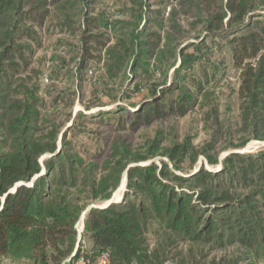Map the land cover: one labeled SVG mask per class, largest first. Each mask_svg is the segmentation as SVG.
I'll return each mask as SVG.
<instances>
[{
	"label": "trees",
	"instance_id": "obj_1",
	"mask_svg": "<svg viewBox=\"0 0 264 264\" xmlns=\"http://www.w3.org/2000/svg\"><path fill=\"white\" fill-rule=\"evenodd\" d=\"M100 1L0 0V264H78L80 256L96 264L103 253L108 257L102 264L264 262V147L240 151L249 139L233 142L228 128V142L221 148L228 153L219 159L214 144L222 124L215 116L212 139L200 148L189 137L162 147L156 138L145 153L114 141L111 158L102 162L99 174V165L74 148L71 128L60 134L47 120L48 102L39 92L42 84L30 83L27 75L32 43L40 38L36 29L54 16L70 25L72 10L82 5L80 68L96 57L87 43L104 47L109 36L100 31L111 25L119 34L106 50L111 59L107 72L115 75L129 62L135 93L141 89L139 77L150 71L151 58H169L173 67L180 58L169 83L165 75L160 84L148 85L150 108L141 107L137 114L146 117L151 109L157 116L183 115L198 95L208 98L207 79L190 85L185 73L208 39L224 38L231 63L239 70L236 125L250 133L249 138L264 140V0H176L166 20L161 8L154 12V26L148 15L141 28L145 1L121 4L126 20L113 24L103 14L88 16V7L95 10ZM181 12L191 14L205 32L183 46L186 36L176 19ZM48 79L51 72L43 77ZM174 90L177 104L170 100L163 108L161 101ZM211 103L216 111V103ZM159 149L171 165L165 160L141 163ZM46 154L51 155L43 158ZM200 154L212 167L202 163L194 169ZM125 173L119 200L90 208L78 241L76 224L82 212L109 200ZM180 245L186 246L185 253L169 255ZM206 247H236L238 252L207 261Z\"/></svg>",
	"mask_w": 264,
	"mask_h": 264
},
{
	"label": "rangeland",
	"instance_id": "obj_2",
	"mask_svg": "<svg viewBox=\"0 0 264 264\" xmlns=\"http://www.w3.org/2000/svg\"><path fill=\"white\" fill-rule=\"evenodd\" d=\"M126 1L101 0L99 6L95 5V10H92V5L88 7L90 8L88 16L103 14L104 19L110 24H113V21L126 20L124 19L127 16L126 13L120 11V5ZM143 1L146 3V6L143 7L146 8L144 14L146 16L143 17L138 28L142 27L145 18H149V16L152 26H154V19L157 18L154 12L160 11L161 8H164L162 13L166 20L171 5L177 4L176 0ZM81 7L78 6L72 10L70 25L64 24L62 18L54 16L46 21L43 28L36 29L40 38L37 42L32 43L34 52L30 58L27 75L32 78L30 83L42 84L39 92L45 96L48 102L46 106L47 120L58 126L60 134L71 128L74 148L86 160L91 159L99 165V174L103 173L102 162L111 158L112 142L116 141L127 146L130 150L145 153L156 138L160 139L162 147L169 146L174 142H182L186 137H189L192 144L196 148H200L205 142L212 139L213 130L216 128L215 116L222 124L221 137L214 144L215 151L220 150L219 159L228 153V150H221L228 142L225 139L228 128H231L233 142H240L245 137L249 139L245 146L239 149L240 151L253 152L264 147V140L249 138L250 133L241 130L236 125L239 120L240 106L237 98L239 70L231 63L224 38H216L214 41L208 39L206 47L202 48L203 52L200 57L185 73L190 85L195 79H201L203 82L207 79L204 86L205 91L208 92V98H201L198 95L197 100L193 105L187 107L188 109L183 115L164 113L157 116L150 109L148 115L144 117V115H138L137 111L144 106L147 109L150 108L148 102L151 97L147 94L146 88L149 84L150 86L160 84L165 75H167L169 83L174 67L179 64L180 58L177 59L174 67L170 64L172 60H170V65L168 64L169 58L162 57L159 62L157 59L154 62V58H151L150 71L145 77H139L142 79L141 89L135 93L131 90L136 81L132 80L133 75L129 62L126 64V68H121L115 75H109L107 72V66L108 63H111V59L108 58L106 50L112 46L119 34L109 25L106 30L104 29L105 31L103 29L100 31L109 36L104 47L95 46L92 42L87 43V46H92L90 54L96 57L91 58L85 69H81L79 65L82 45L79 37L82 32L80 16L83 15V8L81 9ZM149 9L150 12L147 11ZM191 16V14L185 16L181 12L176 17L186 36V39L180 42L182 46L195 41L197 36L205 35L201 24ZM94 32L99 31L96 29ZM53 70H56L55 74ZM38 72L40 75L37 78ZM50 72L52 79L43 80L44 75H49ZM177 94V90L166 94L161 101L163 108L170 100L176 101L177 104ZM211 102L216 103V111L212 109ZM58 145L60 146V140ZM160 152L161 149L153 158L141 163L155 161L160 164L161 160H165L170 164ZM50 155L46 154L43 158ZM202 163L208 168L212 167L200 154L194 169ZM217 166L215 165L214 168ZM103 203L98 201L94 204L101 205ZM186 249L185 245H180L173 249L169 255L180 250L185 253ZM204 251L208 252L207 261L213 257L219 259L224 254H237L238 252L236 247H228L223 250H207L206 247ZM261 263L264 264L260 261H255L252 264ZM240 264L250 263L241 262Z\"/></svg>",
	"mask_w": 264,
	"mask_h": 264
},
{
	"label": "water",
	"instance_id": "obj_3",
	"mask_svg": "<svg viewBox=\"0 0 264 264\" xmlns=\"http://www.w3.org/2000/svg\"><path fill=\"white\" fill-rule=\"evenodd\" d=\"M219 168H220V166H218L216 169L218 170ZM19 184H21V183L16 184L15 187H16L17 185H19ZM125 184H126V173L124 174V177H123V187H122V191L125 189ZM15 187H14L13 189H11V191L14 190ZM117 200H118V199H115V198H114V193H113L112 197H111L109 200H107L106 202H104L103 204H101V205H90V206H88V207L86 208V210H84V211L82 212V214H81V216H80V219H79V221L81 220V228H80V229L78 228V223H79V221H78L77 224H76V228H77V231H78V241H79V239H80V232H81V230H82V228H83V225H84L83 221H84V217H85V215H86V212H87L90 208H92V207H100V208L107 207L110 203H112V202H114V201H117Z\"/></svg>",
	"mask_w": 264,
	"mask_h": 264
},
{
	"label": "built area",
	"instance_id": "obj_4",
	"mask_svg": "<svg viewBox=\"0 0 264 264\" xmlns=\"http://www.w3.org/2000/svg\"><path fill=\"white\" fill-rule=\"evenodd\" d=\"M107 254L106 253H103L102 256H101V259L102 260H107ZM88 260L84 257V256H80L79 259H78V264H87ZM128 264H137L136 261H131L129 262Z\"/></svg>",
	"mask_w": 264,
	"mask_h": 264
},
{
	"label": "bare ground",
	"instance_id": "obj_5",
	"mask_svg": "<svg viewBox=\"0 0 264 264\" xmlns=\"http://www.w3.org/2000/svg\"><path fill=\"white\" fill-rule=\"evenodd\" d=\"M122 187H123V180H122V183L121 185L119 186V188L114 192V198L115 199H118L121 197V193H122ZM78 228L80 229L81 228V220L79 221L78 223Z\"/></svg>",
	"mask_w": 264,
	"mask_h": 264
},
{
	"label": "crops",
	"instance_id": "obj_6",
	"mask_svg": "<svg viewBox=\"0 0 264 264\" xmlns=\"http://www.w3.org/2000/svg\"><path fill=\"white\" fill-rule=\"evenodd\" d=\"M102 260L101 259H98L97 261H96V264H102Z\"/></svg>",
	"mask_w": 264,
	"mask_h": 264
}]
</instances>
